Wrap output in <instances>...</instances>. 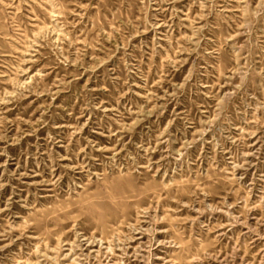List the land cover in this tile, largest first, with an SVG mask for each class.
<instances>
[{"label": "rangeland", "instance_id": "rangeland-1", "mask_svg": "<svg viewBox=\"0 0 264 264\" xmlns=\"http://www.w3.org/2000/svg\"><path fill=\"white\" fill-rule=\"evenodd\" d=\"M0 264H264V0H0Z\"/></svg>", "mask_w": 264, "mask_h": 264}]
</instances>
